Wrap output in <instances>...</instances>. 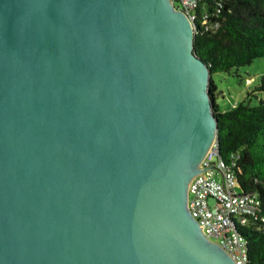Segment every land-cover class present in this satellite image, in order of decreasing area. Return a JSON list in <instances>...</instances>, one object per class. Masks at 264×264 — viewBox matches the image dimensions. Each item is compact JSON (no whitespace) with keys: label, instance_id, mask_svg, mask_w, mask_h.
<instances>
[{"label":"water","instance_id":"1","mask_svg":"<svg viewBox=\"0 0 264 264\" xmlns=\"http://www.w3.org/2000/svg\"><path fill=\"white\" fill-rule=\"evenodd\" d=\"M193 36L169 0H0V264H235L186 207Z\"/></svg>","mask_w":264,"mask_h":264},{"label":"trees","instance_id":"2","mask_svg":"<svg viewBox=\"0 0 264 264\" xmlns=\"http://www.w3.org/2000/svg\"><path fill=\"white\" fill-rule=\"evenodd\" d=\"M215 30L203 31L197 25L193 52L211 71L209 95L217 119V145L225 157L239 155L236 177L241 192H255L264 213V97L256 104L244 99L227 109L215 103L217 85L212 75L229 72L264 57V0H226L219 9ZM253 92L264 94V75ZM247 240L246 264H264V234L246 226L241 229Z\"/></svg>","mask_w":264,"mask_h":264},{"label":"built area","instance_id":"3","mask_svg":"<svg viewBox=\"0 0 264 264\" xmlns=\"http://www.w3.org/2000/svg\"><path fill=\"white\" fill-rule=\"evenodd\" d=\"M226 0H169L192 25L215 30ZM237 153L223 157L214 142L187 186L186 207L203 235L215 241L235 264H246L247 240L241 229L251 226L264 234L262 201L255 192H241L236 177Z\"/></svg>","mask_w":264,"mask_h":264},{"label":"rangeland","instance_id":"4","mask_svg":"<svg viewBox=\"0 0 264 264\" xmlns=\"http://www.w3.org/2000/svg\"><path fill=\"white\" fill-rule=\"evenodd\" d=\"M262 75H264V57L255 58L251 63L229 72L213 74L211 77L217 85L215 103L220 109H227L247 98L250 99L251 104H256L264 97L263 93L253 92ZM209 240L215 243L214 240Z\"/></svg>","mask_w":264,"mask_h":264}]
</instances>
